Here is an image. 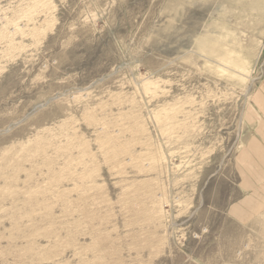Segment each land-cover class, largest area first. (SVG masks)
<instances>
[{"label":"rangeland","instance_id":"obj_1","mask_svg":"<svg viewBox=\"0 0 264 264\" xmlns=\"http://www.w3.org/2000/svg\"><path fill=\"white\" fill-rule=\"evenodd\" d=\"M263 80L264 0H0V264H264Z\"/></svg>","mask_w":264,"mask_h":264},{"label":"crops","instance_id":"obj_2","mask_svg":"<svg viewBox=\"0 0 264 264\" xmlns=\"http://www.w3.org/2000/svg\"><path fill=\"white\" fill-rule=\"evenodd\" d=\"M250 116L253 118V123L251 122V135L246 149L249 151L248 157L251 156V163L246 159V163L243 164L250 173L247 174L245 181L251 185L260 181L262 184L261 192H264V80L255 94ZM247 190L250 192V189ZM257 195V187L255 186L253 192L248 193L243 202L233 206V213L237 214L240 207L245 206L246 201L260 200ZM260 195L264 197V194L260 193Z\"/></svg>","mask_w":264,"mask_h":264}]
</instances>
